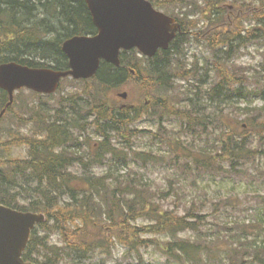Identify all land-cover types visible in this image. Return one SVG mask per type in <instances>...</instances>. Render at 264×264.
<instances>
[{
	"label": "trees",
	"instance_id": "trees-1",
	"mask_svg": "<svg viewBox=\"0 0 264 264\" xmlns=\"http://www.w3.org/2000/svg\"><path fill=\"white\" fill-rule=\"evenodd\" d=\"M153 1L160 7H182L185 0ZM202 1V11L209 15L207 21L217 25L216 30L223 29L219 18L224 0ZM190 6L194 7V4ZM258 15L255 11L250 14ZM175 16H178L182 30L167 51L154 58L140 56L137 50L123 51L119 67L102 62L91 80L82 81L86 83L83 89H77L78 92L61 101L57 110L45 117L39 112L35 118L31 117L34 133L26 135L16 131L12 134L13 129L0 133V137L12 135L3 145L5 149L26 145L29 150L26 159L0 158V202L47 217L33 230L24 252L25 261L108 264L107 260L112 258L118 245L127 253L157 246L168 259L180 264H207L213 257L220 239L216 235L210 237L209 230L204 229L206 218L202 211L193 207L181 210L178 204L168 207L161 203L170 196L178 199V188L174 189L172 185L168 191L155 195L147 187L143 174L123 180L115 174L121 163L127 164V148L134 151L135 157L155 161L149 151H137L132 146L133 139L143 132L130 126L135 120L145 115L160 119L170 115L181 122L182 129L197 137L198 128L204 132L213 131L217 122L215 116L219 114L214 109L229 105L230 94L243 96L249 105L254 99L262 101V107L251 116L257 125L223 122L224 126L218 127V138L211 146L193 152L189 150L190 154L176 161L186 157L202 172L215 173L224 170L226 164L232 171L239 172L257 154H264V149L260 151L254 146L255 143L264 146V84L248 88L245 87L246 78L226 75L221 70H216L217 75L208 80L203 78L197 64L189 65L184 55L195 22L188 20L187 12ZM256 29L249 33L252 41L256 39ZM96 31L85 0H0V64L15 61L30 67L66 70L69 60L62 50L63 42ZM242 33L240 30L237 36L244 44L247 36ZM233 39L222 33L211 38L210 47L216 50L230 45L224 61H231ZM215 62L219 66L218 60L213 61L214 65ZM130 80L139 83L147 102L136 104L134 108L111 104L109 95ZM178 80H187L192 88L182 89L187 90L184 97L174 101L175 92L172 91ZM222 94V103L216 104ZM8 101V93L0 88V111ZM84 107L88 110L85 116L81 114ZM88 127L99 136L98 143L93 144L94 152L90 154L84 152L79 138ZM156 133H165L161 122ZM172 136L171 141L180 146L181 139ZM180 163L184 167L189 165L187 161ZM105 165L109 167L101 175L92 171L94 166ZM113 177L116 180H112ZM30 182L33 183L31 200L23 205L15 193H11L9 184L19 190ZM139 220L143 223H138ZM261 220L264 223V215L256 221ZM185 232H192L193 238L182 237ZM55 234L59 235L60 242L52 241ZM158 236L166 239L163 241ZM257 246L252 248L262 252L264 261V242ZM241 249L244 248L236 247L231 255L227 253L230 264H250Z\"/></svg>",
	"mask_w": 264,
	"mask_h": 264
},
{
	"label": "rangeland",
	"instance_id": "rangeland-1",
	"mask_svg": "<svg viewBox=\"0 0 264 264\" xmlns=\"http://www.w3.org/2000/svg\"><path fill=\"white\" fill-rule=\"evenodd\" d=\"M224 2L225 4L220 10L222 17L219 18L223 28L221 30H216L217 25H210L211 21H207L209 15L202 11V0H185L182 7L177 5L161 6V8L173 15L187 12L190 15L188 20L195 22L192 36L189 37L185 45L184 55L187 57L189 65L197 64L198 72L203 78L208 80L217 75L216 70H221L226 72V75L237 76L240 79L246 78L245 87L261 86L264 84V8H262L264 2L262 0H224ZM191 4H194V7L190 6ZM252 11L259 15L250 16ZM254 28H257L256 39L252 41L249 33ZM240 30H243L242 34L247 36L244 44H241V39L237 36V32ZM222 33L234 38L231 61H224L230 50V45L227 48L218 47L216 50L210 47L211 38H217ZM214 60H218L219 66L216 62L215 65L213 64ZM85 85L86 83L67 79L63 82L61 92L59 91L53 97L35 95L27 89L20 90L16 94L10 111L0 121V133H4L8 129L15 130L12 134L20 131L19 129H23V133H34V120L31 117L35 118L37 112L43 114L44 117L48 113L54 112L58 109L61 101L70 98L71 95L78 92L77 89L82 90ZM186 87L192 88L187 80L176 82L174 87L176 89L172 91V93L175 92L173 94L175 95L174 101L184 97L187 90L182 91V89ZM122 92L128 94L125 100L118 96ZM142 95L143 91L139 83L130 80L125 86L111 93L109 97L111 104L121 107L123 104L134 106L144 101L147 102V99ZM230 96L229 105L224 106L223 104L224 107L214 109V112L219 114L215 116L217 122L215 127L213 126V131L208 129L207 132H204L203 129L198 128L199 135L197 137L192 135L194 133L182 129L181 122L170 115L162 119L145 115L135 120L130 126L134 129H142L143 132L133 139L132 146L137 151H149L155 156V161L147 157L146 160L135 157L134 151L127 148L126 152L129 157L127 164L122 165L121 163L119 172L115 174L121 180L140 177V174H143L145 182L148 183L147 187L155 195H159L160 191H168L173 185L174 189L178 188L180 197L175 199L170 196L161 203L168 207L178 204L181 210L193 207L202 211L206 218L204 229L209 230L210 237L216 235L220 239L213 251V257L208 259L207 264H230L227 253L230 252L229 255H231L232 249L236 247L244 248L240 252L250 259V264H264L262 252L252 248L256 245L259 247L264 242V223L262 220L261 222L256 221L264 215V154H257L254 159L248 161L244 169L241 167L242 170L239 172L232 171L229 164H226L224 170H218L215 173L212 171L202 172L198 171L195 164L186 157L176 161L182 156L190 154V151H198L203 147L211 146L212 142L218 138V127L224 126L223 122L229 121L228 124L240 122L242 125L255 123L257 125V121L253 120L251 116L258 112V108L262 107V101L254 99L253 103L249 105V101L243 96L232 94ZM223 99L222 94L216 104H221ZM86 108L84 107L81 111L83 116L88 112ZM160 122L165 130L163 135L156 133ZM146 130L148 131L146 132ZM172 135L181 139L180 146L171 141ZM10 137H12L11 134L0 137V158L9 156L19 160L26 159L29 156L28 146L13 145L9 149L4 148L3 145ZM79 138L86 154L94 152L93 144L98 143L99 140L96 132L88 127V130L82 132ZM254 146L260 151L264 149V146H259L257 143ZM181 161H187L189 165L184 167L181 165ZM108 167V165L94 166L92 171L95 172V175H101ZM112 180H116V178L113 177ZM30 183L31 185H29ZM30 183L28 186L24 184L22 188L19 187V190L9 184V190L11 193H15L18 201L23 205H27L31 200L30 189L33 183ZM139 222L143 223L141 220ZM181 236L191 239L194 234L185 232ZM52 238L53 242H60L58 234L53 235ZM157 238L163 241L166 239L165 236ZM107 262L108 264H180L177 260L168 259L157 246L141 248L139 252L127 253L121 245L114 248L113 256ZM186 264L190 263L186 262Z\"/></svg>",
	"mask_w": 264,
	"mask_h": 264
},
{
	"label": "water",
	"instance_id": "water-1",
	"mask_svg": "<svg viewBox=\"0 0 264 264\" xmlns=\"http://www.w3.org/2000/svg\"><path fill=\"white\" fill-rule=\"evenodd\" d=\"M86 3L98 32L74 36L63 43L69 70L33 68L17 62L0 65V87L10 96L6 109L14 101L15 90L22 87L51 94L64 77H93L102 60L120 66L121 50L138 48L152 57L158 49L169 47L181 27L175 18L156 10L148 0H86ZM120 96L126 98L127 93ZM44 220L43 214L18 211L0 203V264H36L26 262L23 253L32 230Z\"/></svg>",
	"mask_w": 264,
	"mask_h": 264
}]
</instances>
